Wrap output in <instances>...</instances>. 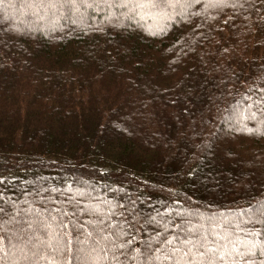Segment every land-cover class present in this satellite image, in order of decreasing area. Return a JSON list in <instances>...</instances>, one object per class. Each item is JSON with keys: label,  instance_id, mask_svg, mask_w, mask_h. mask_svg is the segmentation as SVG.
Returning a JSON list of instances; mask_svg holds the SVG:
<instances>
[{"label": "trees", "instance_id": "1", "mask_svg": "<svg viewBox=\"0 0 264 264\" xmlns=\"http://www.w3.org/2000/svg\"><path fill=\"white\" fill-rule=\"evenodd\" d=\"M57 207L83 230L41 227ZM0 208V264L264 244V0H0Z\"/></svg>", "mask_w": 264, "mask_h": 264}, {"label": "snow or ice", "instance_id": "2", "mask_svg": "<svg viewBox=\"0 0 264 264\" xmlns=\"http://www.w3.org/2000/svg\"><path fill=\"white\" fill-rule=\"evenodd\" d=\"M48 178L47 177H38V180L41 181V184L39 186H37L36 188H34V192H35V196L36 199L44 201L45 203H47L49 200H53L54 201V197H45L44 195H42L43 192H61V190L59 188L56 187H52L51 185L49 186V188H44L42 186V182L46 181ZM29 183H34L32 181H30ZM63 195V193H61ZM80 195H84L83 192L79 193ZM65 203H78V201H75L74 197H69V199L67 201H65ZM134 203V202H133ZM95 210V209H94ZM3 209L0 208V212H2ZM55 212L56 215H50L51 212ZM76 211H83V209H77ZM44 212H48L49 215L45 216L43 213L40 214V221L41 224L40 226L48 229L49 231H51L53 229V225H55L56 229H63V237H70L71 236V232L68 231L69 225H71V227L77 231H82L83 228L85 227L84 225L80 224L79 222H77L75 219H67L69 216L71 217H75V212H68V211H61V209L59 207L57 208H48L45 209ZM177 215H180V213H177ZM136 217H133V219H135ZM152 223H161V221L156 220L155 217H151L150 221ZM102 223V221H101ZM176 227H180V225H176ZM102 231V229H101ZM88 235H91V233H89ZM117 236H123L125 235V233L123 231L118 230L116 233ZM130 235V234H129ZM63 237H59L56 238L55 243H56V248H63L64 244H63ZM79 241V237L76 238ZM190 241L188 240H184L182 241L183 244H188ZM128 244L131 243V240L127 241ZM115 247H117L118 249H123L125 248V244H119V245H115ZM239 244H234L233 245V251L236 253L237 256L240 257L239 260L236 259H232L231 260V264H256V260L253 257V254L257 251V249L260 250V252L262 254H264V244H260L259 242L257 243H253L250 246L248 244H245L244 246V251L241 252L239 251ZM150 249V246H149ZM121 255H126L125 252H121ZM199 255L204 256V253H199ZM230 255V254H228ZM226 254L221 252L220 253V258L221 260H223L225 258ZM212 257L216 258V252H212ZM260 264H264V260L260 261Z\"/></svg>", "mask_w": 264, "mask_h": 264}]
</instances>
